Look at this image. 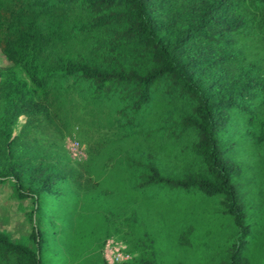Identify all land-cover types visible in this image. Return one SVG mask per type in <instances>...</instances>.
I'll use <instances>...</instances> for the list:
<instances>
[{
    "label": "trees",
    "instance_id": "obj_1",
    "mask_svg": "<svg viewBox=\"0 0 264 264\" xmlns=\"http://www.w3.org/2000/svg\"><path fill=\"white\" fill-rule=\"evenodd\" d=\"M0 53V187L31 202V233H0V264H51L61 230L45 218L70 192L102 199L107 229L144 235L124 264H246L264 0H0ZM73 129L82 162L63 145ZM221 218L230 235L215 258L194 222Z\"/></svg>",
    "mask_w": 264,
    "mask_h": 264
},
{
    "label": "rangeland",
    "instance_id": "obj_2",
    "mask_svg": "<svg viewBox=\"0 0 264 264\" xmlns=\"http://www.w3.org/2000/svg\"><path fill=\"white\" fill-rule=\"evenodd\" d=\"M5 61L0 53V66H9ZM23 120L21 117L18 124H22ZM63 145L72 162L86 160V148L80 142L76 129L66 135ZM256 160L251 165L249 177L246 178L257 182L249 203V214L252 217L250 223L253 228L246 248V264H264V152ZM62 194L63 202L56 206L58 213L47 215L44 223L49 234L61 230L57 238L50 240L49 248L44 252L45 258L52 259L51 264H101L100 259L105 264H124L131 262L144 250V235L135 234L131 238L126 228L115 231L105 227L102 199L94 196L81 197L73 192ZM213 208L210 205L208 210ZM30 210V200L17 201L10 186L0 187V233L8 235L13 242H19L28 236L31 233ZM151 211L154 212V209ZM194 223L201 241L205 242L201 246L203 254H207V249L210 248L215 258L219 256L222 248L216 244H225L229 237L228 220L221 218L211 222L208 219H199ZM155 225V221L151 220L139 223L142 230L148 227L145 232L150 235L154 233ZM64 228L70 230H63ZM170 251L178 258L192 256L189 250L175 246Z\"/></svg>",
    "mask_w": 264,
    "mask_h": 264
}]
</instances>
